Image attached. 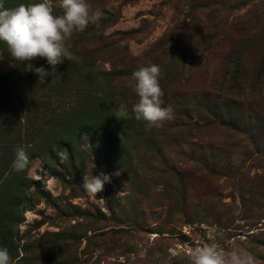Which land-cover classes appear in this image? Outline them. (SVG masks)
Segmentation results:
<instances>
[{"label":"rangeland","instance_id":"374dc122","mask_svg":"<svg viewBox=\"0 0 264 264\" xmlns=\"http://www.w3.org/2000/svg\"><path fill=\"white\" fill-rule=\"evenodd\" d=\"M87 2L103 16L72 34L65 57L103 87L116 109L110 122L121 104L132 119L111 123L118 141L82 131L70 149L48 153L41 135L25 170L8 163L0 209L13 212L12 264H192L189 251L212 242L264 264V0ZM150 63L161 69L162 107L173 109L162 127L132 113V74ZM14 69L0 54V76ZM30 79L16 84L28 93ZM98 112L73 114L66 134L84 120L101 126ZM22 138L15 148L29 144ZM86 173L110 176L97 198L82 187ZM13 174L25 176L17 190Z\"/></svg>","mask_w":264,"mask_h":264},{"label":"clouds","instance_id":"9594fccd","mask_svg":"<svg viewBox=\"0 0 264 264\" xmlns=\"http://www.w3.org/2000/svg\"><path fill=\"white\" fill-rule=\"evenodd\" d=\"M59 8L62 15L53 14L51 0L29 5L21 3L13 8H5L3 0H0V42L7 45L11 59L20 61L25 71L38 75L41 84L50 73L43 66L34 67L31 61L43 58L54 70L65 60L66 41L72 34L83 32L90 23L98 24L103 16L102 11L93 10L87 0H59ZM160 75V66L151 63L132 74L134 83L131 86L138 97L132 105V113L136 120L147 122L149 127H162L165 121L174 118L171 106L162 107L164 93L159 84ZM118 114L121 118H128L124 104L119 106ZM28 165L26 148L17 146L13 170L20 172ZM110 182V176L104 173L96 176L86 173L82 187L91 197L97 198L105 183ZM189 256L192 264H254L251 255L238 250L226 254L216 242L190 250ZM0 264H12L6 247L0 248Z\"/></svg>","mask_w":264,"mask_h":264},{"label":"trees","instance_id":"16d2710c","mask_svg":"<svg viewBox=\"0 0 264 264\" xmlns=\"http://www.w3.org/2000/svg\"><path fill=\"white\" fill-rule=\"evenodd\" d=\"M0 54L11 59L7 46L1 48ZM11 60L16 69L0 76V85L9 88L0 87V173L7 170L10 161L11 163L14 161L12 159L15 156L14 143L19 142L23 134L24 138L22 139H26V143H29L25 146L28 157H31L37 154L36 149H39L38 145L33 146L31 141L39 139L41 135L50 139V145L47 148L48 153L50 150L54 152L66 146L70 149L78 141L79 133L82 131L92 141H98L100 137L118 141L111 123L121 129L125 120L132 119V117L121 118L118 115L110 122L109 115L111 117L112 112L116 111L114 103L110 99L108 100L107 93L104 92L103 87L99 86L100 83L95 78L86 80L88 69L76 59L65 57V60L56 65L54 70L43 58H36L31 61L34 67L43 66L50 73L45 77L42 84L39 83L38 75L32 71H26V74H18L16 71L18 69H21L22 72L25 71L23 65L20 61ZM30 74L34 77V80L30 79L34 84L27 93L23 91L22 85L16 83L17 80L21 81V78L25 80ZM93 83H96L99 89L97 94L90 88ZM39 84H41L40 88ZM56 101H58L57 104ZM217 101L214 97L208 105L215 106ZM94 104L97 110H100L98 113H104L98 115H102V117L107 115L106 119L105 117L102 119V125L96 127L84 120L77 124L74 135L66 134L67 128L70 129L71 127L69 119L73 117V114L89 115V110ZM87 118L88 116L84 119ZM21 131L22 133H20ZM60 131H63L64 134H61ZM23 177L25 176L21 174H13L16 190L23 182ZM17 203L18 200H13L10 205L15 206ZM12 214V211L0 209V248L6 247L8 249V246H11L7 243L8 238L5 234L12 223ZM8 251L10 252L9 249Z\"/></svg>","mask_w":264,"mask_h":264}]
</instances>
